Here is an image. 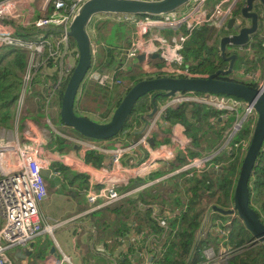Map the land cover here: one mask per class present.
<instances>
[{
	"label": "built area",
	"instance_id": "1",
	"mask_svg": "<svg viewBox=\"0 0 264 264\" xmlns=\"http://www.w3.org/2000/svg\"><path fill=\"white\" fill-rule=\"evenodd\" d=\"M86 1L0 0V48H18L28 58L18 106L23 105L24 94L27 88L32 89L35 77L42 76V72L50 66L56 71L49 80L43 79L42 86L51 84L43 92H47L46 102L56 98L59 104L60 94L78 58L76 45L68 33L69 26ZM240 2L242 6L244 0H188L182 7L159 15L103 13L101 16L132 26L128 42L115 50L122 62L120 69L134 64L140 74L192 77L194 75L182 54L185 43L201 28L208 27L216 32L224 29L230 17L237 18L236 10ZM98 15L91 17V24ZM91 48L92 61L86 78L106 88L117 85L118 69L94 67L96 50L92 41ZM156 58L160 64L153 62ZM234 75L240 76L238 72H232L222 77L235 80ZM141 78L147 77L142 75ZM257 87L264 91V74ZM183 103L198 104L219 112L220 118L229 122L223 137L227 142L242 125L255 119L253 109L239 98L184 92L168 98L161 111L151 118L152 122L149 124L148 121L142 133L134 139L119 136L109 142L63 135L74 147L75 154L71 149L60 153L46 148L51 139L50 129L44 128L52 126V115L49 113L37 120L25 118L21 131L16 129L10 135L0 136V264H32L33 239L44 229L51 232L53 226L58 225L56 221L43 226L38 214V203L47 194L46 179L41 170L49 169L52 163L62 164L87 176L89 185L85 197L91 209L116 203L122 196L119 192L121 185L127 184L131 178L144 177L166 167L177 157H181L183 162L175 163L177 166L173 167V172L194 171L192 174L199 175L208 168L209 158L190 154L192 137L186 136L183 130L173 132L167 143H150L158 128V117H162L166 109ZM19 122L20 117H17V125ZM248 142L240 140L234 147L243 145L245 150ZM90 153L108 157L107 167L95 166L93 159H88ZM217 167L214 165L213 169ZM159 223L166 227L165 221ZM14 249L19 253L18 258L11 254ZM204 255L205 260L200 264H226L232 256L231 251L215 252L213 247H207ZM63 260L68 261L67 258Z\"/></svg>",
	"mask_w": 264,
	"mask_h": 264
},
{
	"label": "crops",
	"instance_id": "2",
	"mask_svg": "<svg viewBox=\"0 0 264 264\" xmlns=\"http://www.w3.org/2000/svg\"><path fill=\"white\" fill-rule=\"evenodd\" d=\"M103 18L99 14L92 21L91 26L89 25L90 30L88 31L92 32L91 35H93L92 42L96 38L95 23L98 19H106ZM201 30H203L204 40L208 44L207 38L211 28H202ZM225 32V29H222L215 33L217 49L219 38ZM128 40L129 36L126 42ZM106 51L108 50H104L102 55L99 53L100 50H98L95 57V62L98 65L103 62L102 59ZM112 52L114 54V48ZM227 52L235 53L236 51L229 47ZM108 60L110 61L109 58ZM111 60L113 61V58ZM111 62H107L108 65L103 68L111 67ZM153 62L160 64L157 58ZM130 67L131 65L125 67L123 72L128 74V78L131 80L129 83L133 84L141 76L137 75L138 71L134 67L131 69ZM133 68L134 71H132ZM233 72L240 74V76L234 75L235 80L257 85L258 80L264 74V47L251 46L250 50L244 52L241 56L239 55L234 62ZM195 73L210 74L208 71ZM143 76L153 77L147 74ZM91 88L90 86L88 88L86 83H84L83 87H80L81 91L79 89V95H87L85 94L86 91H90ZM124 93L125 91L118 96V99H121ZM164 101L166 99H159L157 102L160 111L167 103V101ZM146 113H139V123L135 124L134 129L126 134L127 139H134L140 134L145 126L141 116ZM38 118L41 117L32 119L37 120ZM16 119L17 117L15 116L14 122H16ZM151 120H149V124L152 122ZM14 122L12 115L7 126L0 124V131L3 129L11 130L13 126L14 131L16 129L21 131L22 126L19 128V125L17 123L14 125ZM228 126L229 123L221 119L218 114L217 116L214 114L207 115L206 125L203 129L200 123L196 124L197 129L195 131L199 140V147H204L203 142L209 141L210 137L213 141L212 143H216V141L221 143ZM157 127L150 139L152 144L167 143L173 132H181L182 130L186 136L191 137L186 133L184 125L178 122H171L168 119H162V117H158ZM51 128L55 131L54 126ZM7 132L10 135L11 131ZM74 135L79 136L77 133ZM61 137L64 140L62 150L50 146H46V148L57 150L60 153L71 149L75 154L74 147L69 144L63 135ZM194 147L199 149L195 145ZM224 147L225 149H223ZM227 148L229 149V145H220L221 151L201 155L203 156L202 158L207 157L210 160L215 157L217 160L209 163L208 168L218 174L220 173L222 160L220 161L218 158L226 159L225 157L233 153L230 151L231 149L228 151ZM224 151L228 153L227 156ZM106 161L108 163V157L99 155L97 164L94 163V160H92V163L97 167H107ZM182 162L181 157H177L168 166L161 167L147 176L129 179L127 184L119 187V192L122 196L116 203L96 209H91L85 197V191L89 185L87 176L75 169L62 166V164L52 163L49 169L58 179L56 181L49 178L46 179L47 194L38 203V214L43 226L56 221L59 223L53 226L51 232L44 229L33 239L31 243L34 249L32 264H200L205 260L204 250L207 247H213L215 252L231 251L232 256L236 252L239 253L240 250L236 251L238 249L235 247H239V243L242 242L241 235L237 234V226L241 223L232 224L235 217L222 216V214L215 212L212 209V205H215V199L206 204V206L203 204L198 207V204L203 202L201 198L198 199V202L193 203L191 197L193 196L192 188L194 184L191 182V178L193 176L200 177L201 174H192V176L184 174V176H187L186 179L182 176L169 177L168 179V176H171L168 169L175 163L181 164ZM215 163L218 164L217 169L212 168ZM180 180L184 181L189 188V192H186L184 196L175 191L178 184L177 181ZM185 203L186 205L188 204L187 208ZM230 205L228 203V205L224 204L221 207L228 208ZM190 207L201 210L203 214L200 217V225L194 232L193 244L189 253L186 256L184 254L177 256L174 250L170 251V245L174 241L176 243L175 248L180 252L181 230L177 226L181 219V209L187 210ZM191 214L192 212L188 210L187 215ZM162 220L165 221L166 227L159 223ZM234 228L235 230H233ZM248 234L246 233V235ZM239 240L240 242H238ZM51 247H54L55 250L51 251ZM11 254L15 258L19 257L16 249L12 250ZM165 255H167L166 260H164ZM64 258H67L68 261H64Z\"/></svg>",
	"mask_w": 264,
	"mask_h": 264
},
{
	"label": "water",
	"instance_id": "3",
	"mask_svg": "<svg viewBox=\"0 0 264 264\" xmlns=\"http://www.w3.org/2000/svg\"><path fill=\"white\" fill-rule=\"evenodd\" d=\"M188 0H87L69 26V36L76 45L78 58L59 97L58 118L61 124L71 128L79 136L106 140L118 134L129 119L136 103L150 92H159L165 97L177 93H214L233 96L243 100L255 112V119L250 132L249 142L244 150L232 191L231 205L223 208L212 205V209L222 216L235 217L244 230L249 233V246L264 245V220L258 210L250 203V178L260 158L264 146V91L256 84L225 79L222 75L231 74L236 58L250 50L251 46L262 40L264 31V0H244L237 18L230 17L225 24V33L219 38V56L227 65L218 68L207 76L172 77L159 76L141 78L129 86L118 104L113 108L106 121H97L75 111V101L80 87L92 61V36L88 31L91 17L96 14H151L159 15L174 11ZM232 47L235 53H228ZM156 56V55H155ZM153 101V100H152ZM160 111L157 103L152 102L151 110L141 118L148 124V119ZM142 131L140 133H142ZM150 142H152L150 140ZM107 160V158H106ZM107 163V161L105 162ZM41 175L56 181L50 169L41 170ZM234 218V219H235ZM50 250H55L51 247ZM264 264V255L260 262Z\"/></svg>",
	"mask_w": 264,
	"mask_h": 264
},
{
	"label": "trees",
	"instance_id": "4",
	"mask_svg": "<svg viewBox=\"0 0 264 264\" xmlns=\"http://www.w3.org/2000/svg\"><path fill=\"white\" fill-rule=\"evenodd\" d=\"M236 13L237 14L239 13V9L236 10ZM201 29L195 32L196 36H192L186 42V45L184 46L182 50V53L184 55V61L186 62V64L189 65L190 69L194 72H199L196 69H194L192 66V64L194 63V59L200 56V54L198 55L196 54V51L199 49L200 46L207 45L204 40L205 36L202 34L203 30ZM200 35H202L203 37ZM254 46L264 47V40L263 39L259 40L258 43ZM208 58L212 61H215L216 59L219 61L220 65L214 66L215 68L213 69V71H215L218 68L224 67V66H221V64H224L225 62H223L224 60H222L219 55L216 57L211 55V56H208ZM25 64H26V53L24 51L18 48H13V47H1L0 48V124L3 126L8 125L9 120L11 119L13 115L11 107L14 105L15 100L17 99L18 94H19L21 74L23 72ZM40 78H41V75H37L35 79L32 81V85L36 83L37 84L39 83V85H42V83L39 81ZM89 82L94 83L98 87H102L98 85L97 83L93 82L92 80H89ZM90 87H93V85L91 84ZM102 88H106V87H102ZM39 95L40 93H38L36 96H39ZM166 98L167 97H165L163 94L156 92V91L150 92L146 94L145 96H143L137 103L134 110L132 111L129 119L125 123L122 130L115 136L109 139H106V140L111 141V140L116 139L119 136L126 137V134H128L130 131L134 129V125L139 123V113L148 112L152 108V102L157 103L159 99H166ZM119 101H120V98L115 101V103L110 109V113L113 110V108L118 104ZM197 108L201 109L200 111L201 114H200L199 119H197V121H193L194 118L198 116L194 112V110ZM110 113L108 114V116L110 115ZM209 114H214L217 116V114L219 115L220 113L217 111L209 110L208 108L203 107L201 105L183 103V104H180L178 107H174V108L170 107L166 109V111L162 115V119H168L171 122H178L184 125L186 127V133L192 137L193 145L199 147V140L196 136L197 133L195 131L197 127L195 126V124L196 122L206 120V117ZM57 121H60L59 118L57 119ZM253 122L254 121L251 120V121H248V123L242 125L240 130L235 133L234 137L228 142L227 145H229V147H232L234 146V144L238 143L240 140L248 141L250 137V132L252 129ZM236 148L239 152L240 147L238 146ZM232 152H233L232 154L225 157L226 159H222V157L218 158L220 161L222 160V164L220 163L221 171L219 174L212 171L210 168H206L201 173L200 177L193 176L191 178V182L194 184L192 188L193 196L191 197L193 199V203H196L199 201L198 196H200V194H197V191L200 189L203 191L209 192L211 194V197L215 198V205L217 204L220 206H224V204L228 205V203H231L232 191H233L234 183H235L236 176H237L238 169H239L240 157L242 155L241 152L239 153L235 152V149H232ZM88 159L89 160L93 159L94 163L96 164L98 162V156L93 153L88 154ZM213 161H217L215 157L214 158L212 157L209 160L208 164L212 163ZM216 164L217 163L213 164L212 168ZM174 166H177V165H174ZM211 176L213 179L211 178ZM252 177L253 179L255 178L254 187L256 188V190L260 193L264 192V190H261L262 188H264V146H263V151L261 152L260 158L257 162V165L254 168ZM213 186H215L219 190L220 192L219 194L213 191ZM249 189H250V203H251L252 194H251V188ZM187 206L188 204L186 205V208ZM255 206L260 210L262 209L260 202L258 204H255ZM263 207H264V202H263ZM190 208H188L187 210L181 209V219H180L179 225L177 226L181 230L180 232V240H181L180 241V252L178 251V249L175 248L176 243H174L173 241L171 244L170 242L171 244L170 251L174 250L177 256H181L182 254L186 256L189 253L192 247V244H193L194 232L199 227L200 217L203 214L201 210H196L195 208L190 209ZM188 210L192 212V214L189 216L187 215ZM171 227L173 228V226ZM245 233L247 232L244 230L243 226L240 224L239 227H237V234L241 235V241L245 240V237H246ZM238 242H240V240ZM263 255H264V245L258 244L254 246H249L246 250L240 251L239 253L236 252V254H234L229 259H227L226 264H260L263 258ZM166 256L167 255H165L164 260H166ZM161 261L162 259L160 260V263Z\"/></svg>",
	"mask_w": 264,
	"mask_h": 264
},
{
	"label": "rangeland",
	"instance_id": "5",
	"mask_svg": "<svg viewBox=\"0 0 264 264\" xmlns=\"http://www.w3.org/2000/svg\"><path fill=\"white\" fill-rule=\"evenodd\" d=\"M240 7H241V2L238 3L237 9H240ZM207 28L208 27H204V29H207ZM131 30H132V26L130 24L124 23V22H116L113 19H106V20L98 19L96 21V23H95L96 38L92 42L93 44H96V45H94L95 50L97 49V51H95V52L97 54L98 50H100L99 53L102 54L104 50H108V51H106L104 53V56L102 59L103 62H101V64L98 65L95 62V58H94V67H96L98 69L103 68L104 66H107L108 65L107 62H111L112 61L111 58H113V61L111 62V67H108L105 69H111V68L118 69L117 79L119 80V83H117V85H115V86H112L111 88H102V87L96 86L92 82H89V80L87 78H85V80L82 84V87H83L84 83H86V86L88 88L91 84L93 85V87L91 88L90 91H86L85 94H87V95H84V96L79 95L81 89H80V91H78L76 101H75V111L77 113L86 115L88 118L93 119V120H97V121H106L109 119L110 115L108 116V114L110 113V108L113 106L115 101L118 99V96H120V94L123 91H126L124 89L125 88L127 89V86L131 85L129 83L131 80L128 78V74H126V72H123V70L125 68L120 69V66L122 64L121 60L117 57L115 52H114L115 55L113 54L112 50H113V48L116 50L117 46H119L121 44L125 45L127 43L126 41H127L129 34L131 33ZM215 33H216L215 30H210L208 38H207L208 44L206 43L207 45L200 46L199 49L196 51V54L197 55L200 54V56L198 58L194 59V63L192 64V66L194 69H196L199 72L208 71V72L213 73L212 71L215 68L214 66L220 65L219 61L217 59L215 61H212L208 58V56H211V55L215 56V57L219 55V51L217 49V44H216L217 39H216ZM193 36H196V34L194 33ZM200 36H202V35H200ZM123 42H125V43H123ZM205 42H206V40H205ZM185 45H186V43H185ZM96 46H97V48H96ZM112 46H116V47L112 48ZM101 47H103V48H101ZM96 54H95V57H96ZM108 58L110 59V61L108 60ZM27 62H28V58L26 57V64H25L23 72L21 74L19 94H18L17 99L15 100L14 105L11 107L12 112H13V122H14L15 116L20 117L19 128H21L25 118L43 117L45 114H48V113L51 114L52 115L51 124H52V126H54L56 133L51 128L52 126L46 125L45 128L50 129V131H51V139L48 142L47 146L57 147L59 150H62V148L64 146V144H63L64 140L59 135V133L62 135H70L71 134V135L75 136L74 134L76 132L73 131L69 127H63L61 122L57 121L58 109H59V104H58L57 99L52 98L51 101L46 102L45 97L47 95V92H43V89L45 87H47L48 85H51V84H47L46 86H42V85H39V83L38 84L36 83V84L32 85V89L27 88V90L24 94L23 105L18 106V98H19V95L21 93L22 80H23L25 70L27 68ZM223 62H225V63L221 64V66L225 67L226 61H223ZM60 64L61 63L58 64V72H59ZM132 67H134L136 69V66L134 64L131 65L130 69ZM134 68L132 71H134ZM55 71H56V69L53 68L52 66L46 68L42 72V76L39 79V81L41 83H43V79L47 80V78H48V80H49V78L53 75V73ZM190 71L193 73L194 76H207V75H209V74H205V73H195L191 69H190ZM134 74H136V73H134ZM137 75L140 77L144 74H142V73L140 74V72L138 74V72H137ZM44 76H46V78ZM152 76H155V75H152ZM38 93H40V95L36 96ZM166 101H168L167 98H166ZM166 101H164V102H166ZM137 103H136V105H137ZM136 105H135V107H136ZM196 105H198V104H196ZM45 107H46V109H45ZM139 108H140V106H139ZM200 111H201V109H198V108L194 110L195 114H197L198 116H196V118H194L193 121H197V119H199L200 114H201ZM15 123L16 122H14V125H15ZM197 123H201L202 129H203L204 126L206 125V120L196 122V124ZM196 124H195V126H196ZM13 129H14V126L11 130H8V129L7 130L6 129L1 130L0 136H6L9 133L7 131H14ZM212 142L213 141L210 137L209 141L203 142L204 147H199V149H197L196 147H194V145H192V151L190 152V154L194 155L195 157H203V156H201L202 154H211V153L221 151L220 145L226 146L228 144L226 139H224L221 143H217V141H216V143H212ZM223 149H225V147ZM229 149H231L230 151H232V149H235V152H237V153L241 152L242 153V155L240 157V163H241L243 153H244V146L241 145V147L239 148L240 149L239 152H238L237 148L234 146L229 147ZM229 149H228V151H229ZM225 151H224V154L227 156L228 153H225ZM173 166H171L170 169H168L170 172H172V173H169V175H171V176H168V179H169V177L174 178V177H180V176H182L184 179H186L187 176H189V175L192 176V173L194 172V171H191L192 172L191 174L189 171L173 172V170H174V169H172ZM239 166H240V164H239ZM184 174L187 176H184ZM172 182H174V181H172ZM177 182H178V184L175 188V191H176V193L182 194L184 196V194L186 192H189V188L187 185H185L184 181L180 180ZM254 184H255V178L253 179V177H252V178H250V183H249V188H251V194H252L251 195V200H252L251 203L260 212L262 218L264 219V207H263L264 192H262V193L258 192L256 190V188L254 187ZM261 190H264V188H262ZM213 191H215L217 194L220 193L219 190L215 186H213ZM197 194H200V196H198V199L201 198V200H203L202 203L198 204V207L202 206L203 204H205V206H206V204H208L210 201L215 199V198L211 197V194L209 192L203 191L201 189L197 191ZM259 202H260L261 207H262L261 210L255 206V204H258ZM185 205H186V203H185ZM50 221H51V219H50ZM236 223L239 224L240 222L238 219L235 218L232 221V224H236ZM237 227H239V225ZM233 230H235V228ZM250 239H251L250 235L249 234L246 235L245 240L242 241L241 243H239V247H235L238 249L236 251L246 250L249 247ZM231 254H232V252H231Z\"/></svg>",
	"mask_w": 264,
	"mask_h": 264
},
{
	"label": "bare ground",
	"instance_id": "6",
	"mask_svg": "<svg viewBox=\"0 0 264 264\" xmlns=\"http://www.w3.org/2000/svg\"><path fill=\"white\" fill-rule=\"evenodd\" d=\"M88 24H91V20L88 22ZM153 77H155V76H153ZM153 77H147V78H153Z\"/></svg>",
	"mask_w": 264,
	"mask_h": 264
},
{
	"label": "flooded vegetation",
	"instance_id": "7",
	"mask_svg": "<svg viewBox=\"0 0 264 264\" xmlns=\"http://www.w3.org/2000/svg\"><path fill=\"white\" fill-rule=\"evenodd\" d=\"M227 122V121H226ZM229 123V122H228Z\"/></svg>",
	"mask_w": 264,
	"mask_h": 264
}]
</instances>
